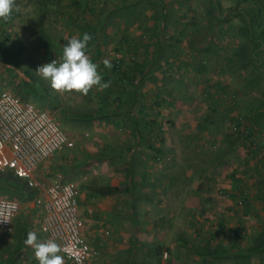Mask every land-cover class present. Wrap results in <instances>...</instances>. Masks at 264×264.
I'll return each instance as SVG.
<instances>
[{"label":"rangeland","instance_id":"1","mask_svg":"<svg viewBox=\"0 0 264 264\" xmlns=\"http://www.w3.org/2000/svg\"><path fill=\"white\" fill-rule=\"evenodd\" d=\"M85 33L110 86L53 90L37 68ZM6 89L53 112L75 140L42 171L46 183L60 172L82 187L95 264H163L164 251L168 264H264V249L250 251L264 241V0H14L0 18ZM225 180L260 202L240 245L215 235ZM112 184L130 190L92 192ZM34 195L0 171V197ZM30 231L43 241L35 213L0 227V264H39L24 243Z\"/></svg>","mask_w":264,"mask_h":264},{"label":"built area","instance_id":"2","mask_svg":"<svg viewBox=\"0 0 264 264\" xmlns=\"http://www.w3.org/2000/svg\"><path fill=\"white\" fill-rule=\"evenodd\" d=\"M239 127L245 129L244 122ZM74 146L75 140L53 112L13 90L0 91V171L11 172L35 192L26 201L0 197V227L12 230L19 214L34 212L41 234L61 246L59 255L65 262L95 264L96 251L84 231L81 186L60 172L46 183L42 171L44 162ZM162 257L168 264V251Z\"/></svg>","mask_w":264,"mask_h":264},{"label":"clouds","instance_id":"3","mask_svg":"<svg viewBox=\"0 0 264 264\" xmlns=\"http://www.w3.org/2000/svg\"><path fill=\"white\" fill-rule=\"evenodd\" d=\"M14 0H0V18L7 20L13 11ZM19 7L16 11H19ZM90 34H83V38L72 37L63 47L62 56L51 62L39 66L36 70L43 78L50 82V86L57 92H79L87 95L94 86L99 90L108 88L109 83L102 82V76L98 72V65L93 63L85 49ZM103 64L111 69L110 60L105 59ZM25 245L34 249L35 258L39 264H64V259L59 253L61 246L54 240L39 241L35 232L27 233Z\"/></svg>","mask_w":264,"mask_h":264},{"label":"crops","instance_id":"4","mask_svg":"<svg viewBox=\"0 0 264 264\" xmlns=\"http://www.w3.org/2000/svg\"><path fill=\"white\" fill-rule=\"evenodd\" d=\"M229 183H231L230 180H225L223 185H225L227 188H225V186L223 187L225 192L224 197L230 202L227 205L221 206L216 217L212 218V221L220 222L219 224L221 226V232L216 233L215 235H219V238H221V241L225 246L228 245L229 241L234 245H240L256 231L255 216L258 215V209L260 208L258 197L253 194V191L251 193L247 186L241 185L239 187H235L233 183ZM114 185L118 184H112L109 186ZM92 192L94 195H101L95 194L94 189ZM84 194L85 193L82 189L81 207L83 216L86 220V211L83 207ZM204 227L206 230V223H204ZM225 236L229 241H225ZM41 237L43 241L47 240L46 236L42 234Z\"/></svg>","mask_w":264,"mask_h":264},{"label":"trees","instance_id":"5","mask_svg":"<svg viewBox=\"0 0 264 264\" xmlns=\"http://www.w3.org/2000/svg\"><path fill=\"white\" fill-rule=\"evenodd\" d=\"M102 53L101 50L98 51V56H100ZM117 64L118 62L115 64L114 66V70L119 73L120 72V67H117ZM119 71V72H118ZM243 117H240L238 118L237 120V123H236V126L239 127L241 122H243ZM241 132H248L246 130H239ZM25 183V182H24ZM27 188V187H26ZM130 190V184H126L125 187L123 188L122 186L120 185H114V186H103V187H96L94 188V192L95 194H101V195H110V194H117V193H121V192H124V191H129ZM258 197L264 201V193L261 194V192L259 191L258 192ZM264 249V241L262 244L258 245V246H255V247H252L250 248V251H258V250H263Z\"/></svg>","mask_w":264,"mask_h":264}]
</instances>
